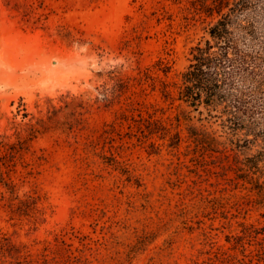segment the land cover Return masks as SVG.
<instances>
[{
  "label": "rangeland",
  "instance_id": "obj_1",
  "mask_svg": "<svg viewBox=\"0 0 264 264\" xmlns=\"http://www.w3.org/2000/svg\"><path fill=\"white\" fill-rule=\"evenodd\" d=\"M199 8L0 0V264H264L253 137L177 99Z\"/></svg>",
  "mask_w": 264,
  "mask_h": 264
},
{
  "label": "trees",
  "instance_id": "obj_2",
  "mask_svg": "<svg viewBox=\"0 0 264 264\" xmlns=\"http://www.w3.org/2000/svg\"><path fill=\"white\" fill-rule=\"evenodd\" d=\"M199 11L212 22L208 38L190 51L177 99L200 114L202 107L209 118L219 119L222 128L232 134L245 131L251 135L253 139L247 143L258 147L254 162L262 163L259 174L264 177V0H200ZM59 102L64 106L56 107L50 99L43 106L37 104L45 110L44 118L41 115L22 126L14 124L18 139L22 131L28 140L34 139L48 122H58L57 114L69 106ZM21 115L28 116L25 111ZM2 147L6 151L11 148Z\"/></svg>",
  "mask_w": 264,
  "mask_h": 264
}]
</instances>
